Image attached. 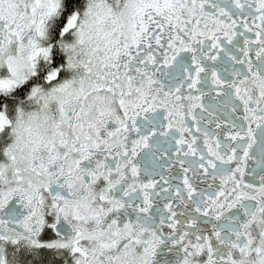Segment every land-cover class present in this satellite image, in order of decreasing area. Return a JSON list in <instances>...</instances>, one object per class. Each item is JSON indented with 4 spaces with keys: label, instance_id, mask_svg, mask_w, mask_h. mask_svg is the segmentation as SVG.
I'll list each match as a JSON object with an SVG mask.
<instances>
[{
    "label": "snow or ice",
    "instance_id": "1",
    "mask_svg": "<svg viewBox=\"0 0 264 264\" xmlns=\"http://www.w3.org/2000/svg\"><path fill=\"white\" fill-rule=\"evenodd\" d=\"M0 264H264V0H0Z\"/></svg>",
    "mask_w": 264,
    "mask_h": 264
}]
</instances>
